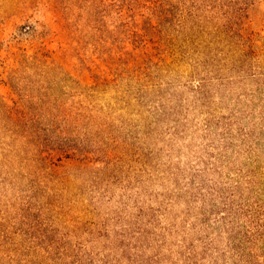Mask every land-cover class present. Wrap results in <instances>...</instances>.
Listing matches in <instances>:
<instances>
[{
    "label": "rangeland",
    "instance_id": "374dc122",
    "mask_svg": "<svg viewBox=\"0 0 264 264\" xmlns=\"http://www.w3.org/2000/svg\"><path fill=\"white\" fill-rule=\"evenodd\" d=\"M149 1L0 0V264H264V0Z\"/></svg>",
    "mask_w": 264,
    "mask_h": 264
},
{
    "label": "trees",
    "instance_id": "16d2710c",
    "mask_svg": "<svg viewBox=\"0 0 264 264\" xmlns=\"http://www.w3.org/2000/svg\"><path fill=\"white\" fill-rule=\"evenodd\" d=\"M227 1L229 4H225ZM235 1L236 0H150V7L148 9L151 13V16L155 18L160 24H170L180 20L181 23L185 25L191 21L194 32L200 34L202 33L200 29L202 20L210 21L217 19L219 14L225 13L224 10L226 8L228 9V14L230 13V9L234 13L231 17H235L237 20H242L245 18L248 9L247 7L250 5L252 0H237L238 2ZM236 5H238V7H236ZM237 25L239 26V24ZM70 150L73 149H69V151ZM74 151L78 153L86 152L85 149L76 148L71 152ZM62 152L63 153L61 156L64 157V154L65 152L67 153V151ZM55 155L56 154H54V156ZM86 162H88V159ZM187 250L188 255L186 257L185 263L201 264V260H204L202 255H205L206 253L203 251L202 254H200L197 249H195V247H189ZM156 257L157 255L152 257L150 262L147 264L159 262Z\"/></svg>",
    "mask_w": 264,
    "mask_h": 264
}]
</instances>
